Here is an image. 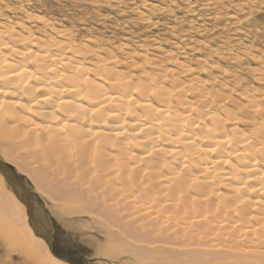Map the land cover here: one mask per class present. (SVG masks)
Wrapping results in <instances>:
<instances>
[{
  "label": "bare ground",
  "instance_id": "bare-ground-1",
  "mask_svg": "<svg viewBox=\"0 0 264 264\" xmlns=\"http://www.w3.org/2000/svg\"><path fill=\"white\" fill-rule=\"evenodd\" d=\"M1 7V152L72 230L130 264L264 261L263 88L205 58L78 40L44 15ZM4 177L0 213L16 226V246L32 264H70ZM44 212L36 208L39 225Z\"/></svg>",
  "mask_w": 264,
  "mask_h": 264
},
{
  "label": "rangeland",
  "instance_id": "rangeland-1",
  "mask_svg": "<svg viewBox=\"0 0 264 264\" xmlns=\"http://www.w3.org/2000/svg\"><path fill=\"white\" fill-rule=\"evenodd\" d=\"M7 5L12 9H5ZM0 6L10 16L20 11L18 7L44 15L57 25L71 29L78 40L94 37L133 48L141 44L149 48L158 46L163 52L178 54L179 60L193 63L205 58L209 63L206 66L213 67L214 71L221 65L243 83L245 81L247 87L264 89V84L256 80L257 75L264 72V0H0ZM156 50H150L152 56L160 53ZM153 60L168 61L164 54L155 55ZM226 80L232 83L230 78ZM2 149L0 147V159L36 194L37 208H44L56 257L70 264H130L124 259L107 258L108 255L104 257L95 252L89 239L72 230L69 220L56 212L54 202L37 188L34 177L21 170L17 163L8 161ZM4 180L7 188L18 197L10 182L5 177ZM1 215L0 264H32L25 251L16 246L18 241L13 234L16 226L5 220V214ZM195 263L225 264L185 260L170 264Z\"/></svg>",
  "mask_w": 264,
  "mask_h": 264
},
{
  "label": "water",
  "instance_id": "water-1",
  "mask_svg": "<svg viewBox=\"0 0 264 264\" xmlns=\"http://www.w3.org/2000/svg\"><path fill=\"white\" fill-rule=\"evenodd\" d=\"M0 171L4 173L6 179L13 186L16 194L25 202L27 206V212L29 216V221L34 230L42 235L47 241L50 249L53 250L52 246V230L49 224L39 225L36 222V208L39 205V199L36 194L27 188L24 181L16 174V172L2 159H0ZM46 213V212H44ZM46 219L47 216L44 214ZM48 222V220H46ZM70 261L68 258H64Z\"/></svg>",
  "mask_w": 264,
  "mask_h": 264
}]
</instances>
